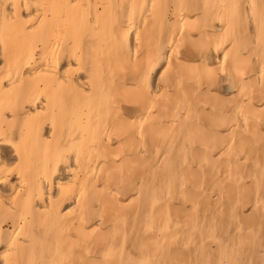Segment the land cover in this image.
Instances as JSON below:
<instances>
[{
  "label": "bare ground",
  "instance_id": "1",
  "mask_svg": "<svg viewBox=\"0 0 264 264\" xmlns=\"http://www.w3.org/2000/svg\"><path fill=\"white\" fill-rule=\"evenodd\" d=\"M0 46V143L13 151L12 158L3 159V153L0 158L1 264H151L154 258H180L175 246L183 241L182 231L160 240L151 232L170 217L177 222L183 211L154 210L151 198L146 200L153 211L151 234L137 244L138 259L104 252L96 257L92 249L101 248L102 235L91 234V225L96 217L111 222L116 241L124 242V221L142 202L135 185L146 175L142 151L168 149L182 136L184 146L169 154L166 174L176 175L180 164L186 168L168 201L182 187L190 207L188 229L199 228L202 209H211L208 191L197 189L207 179L218 196L212 204L217 214L225 199L232 201L238 232L231 244L217 240L216 252L204 254L206 228H199L200 261L264 264V0L0 2ZM64 56L68 68L61 72ZM213 61L227 82L226 89L217 86L218 100L209 98L221 78L211 69ZM164 62L162 90L154 94L150 82ZM168 88L175 98L166 102ZM221 131L229 138L220 139ZM213 149L225 154L221 180L207 178V171L220 167L196 159L197 152ZM207 162L209 170L201 167ZM11 176L17 185L10 197L1 185ZM101 181L116 191H99ZM133 196L139 199L127 206ZM72 202V212L63 215Z\"/></svg>",
  "mask_w": 264,
  "mask_h": 264
},
{
  "label": "rangeland",
  "instance_id": "2",
  "mask_svg": "<svg viewBox=\"0 0 264 264\" xmlns=\"http://www.w3.org/2000/svg\"><path fill=\"white\" fill-rule=\"evenodd\" d=\"M10 1L11 0H7V2L4 0L3 1L0 0L1 4H2V2L5 4L6 3L12 4L13 1H18V0H12L11 2ZM31 1L32 0H27L28 4L29 3L31 4ZM184 54H185V52H180V57H179L178 61L181 64L185 63V60H184L185 55ZM67 62L68 61L64 56L61 59V62L59 65V69L61 70V72H63L65 69L68 68ZM165 63L166 62L162 63V65L157 69L156 73L153 74L152 81L150 82V89L152 90V92L154 94L159 93L160 90H162V86H160L161 85L160 76H161V72L166 69ZM1 66H2V52H1V46H0V68H1ZM200 66H203V64ZM210 66H211V69L213 71L218 72V74L221 78L217 84L212 85L213 87L209 90L211 92V95L209 96V98H211L212 100H218V99H220L221 94L219 93V89H217V86L219 85L223 89L224 88L226 89L227 88V82L221 81L222 73L219 72L220 67H219L217 61H213ZM160 69H161V71H160ZM167 93H168V96L164 98V100L166 102H169V100L175 98V94H173L172 88H168ZM227 97L229 99L228 102L230 100L234 101V102H238L237 97H234V98L232 96H227ZM199 107L201 108L202 106L199 105ZM227 132L228 131H221L222 137L220 139L229 138V134H226ZM180 138H179V141H182V142L178 141L176 144L173 145V147H169L168 149H165V146H162V147L158 146L157 148L150 149L148 152H147V150L142 151V154L145 153L142 155V157L144 158V160H146V164L143 166L141 173L144 175L146 174V175L142 176V178H139L140 180H138L135 184L138 187V189L142 190L141 191L142 202L138 206V209L136 210L137 212L133 213L134 216L130 218L131 220L127 218L124 221L125 224L128 221V224H126V229H127L128 235H127V238L124 242L116 241V237L113 236L114 225L111 222H109V221L101 222V220L97 217L94 219L91 218L92 219L91 234H94L96 236L99 234L102 235V242L98 243V245H100L101 248L99 247L100 248L99 250H98V248L92 249V250H94V253H99L96 257H98L99 255H101L104 252L103 254L108 253V254H111L114 256L115 255L116 256L123 255V256L130 257V258L138 259V248L139 247L137 246V244L139 242L143 241L145 239L143 237L147 236V234L150 232L148 229V222L150 221V219H149L150 217L148 216V214H150V215L153 214V211L150 210L152 207L149 205L150 201H146L148 198H151L153 200L151 202V205H152V203H153V205H155L154 210L156 208H161V207H165V206L170 207L171 206V208L173 207L172 208L173 211H171V212H173L172 214H174V211H177V213H181L183 211L180 215L181 219L177 220V222H176L177 218H175L174 216L170 217L165 223L163 222V223L158 224V226H157L158 228L156 227L151 232L154 234V237L156 238V240H160V238H163L165 235L171 236V234L174 235L176 232L178 233L179 230H180L179 233L182 231L183 237L181 240H183V241H181V243H179L177 246H175L176 249L179 250L181 254L178 253V251L176 249L172 250V251H174V252L176 251V253L180 254L181 255L180 258H178V259L172 258L171 259V257L170 258L167 257L164 260V262L166 261L165 263L163 261H157L154 258L153 263H151V264H155V263L156 264H162V263L163 264H203L202 261H200V256H201V252H202L201 251V236L202 235L200 233H198V229L202 228L203 225H204L203 228H206L205 229L206 234L204 236V245L206 244V247H207V250L204 252V254H207L208 251L216 252V250L218 249L217 246L219 245V244L215 243L217 240L227 242V244H231L232 240L234 238L236 239V237H237L236 235L238 234V232H236L235 221L232 218L233 210H230V207L228 206L229 203L232 204V201L230 199H225L224 200L225 202L223 204L222 213L217 214L215 209H214V206H216V205H214V204H216L215 202L218 201L217 200L218 196L213 191L214 190L213 185L210 184V182L208 183L209 185L205 184L207 179L202 181L200 186H198L197 189L202 188V189H205L206 192L208 191L207 195L210 197L209 199L211 201L209 203V205L211 206L212 210L211 209H209L210 211L205 210L206 211L205 212L202 209V211H201L202 214H201L200 220L204 219L203 224H199L201 226L200 227L197 223L196 226H198L199 228H195L194 230H196V231H194L193 228L190 229L191 231H194L196 234L191 235L187 231V230H189L188 228H190L189 220L191 219V214H189V212H190V210H189L190 207L188 206L189 204L182 198V193H181L182 190L180 191V189H183V188L181 187L180 189L179 188L176 189V193L178 195V198L175 197L174 201H172V202L168 201L169 192L174 187L175 182L181 183V180L183 179L182 171L184 172L185 171L184 168H186L185 164H183V165L180 164V169L178 172H176V175H175V173L174 174L169 173V175L166 174L171 169L169 167L170 164L168 162L169 154L171 152L172 153H178L179 151H181V149L184 146V140H182V139H184L183 136H182L181 140H180ZM204 145L206 146L207 144H204ZM223 146H225V145H221V147H223ZM176 148H178V149H176ZM0 151H1L0 152V158L2 156V153L4 156V157L2 156L3 159H8V158L10 159L13 156V153H12L13 151L8 144L0 143ZM146 152H147V155H146ZM197 153L199 155L198 158H196L198 162H201L204 158H206L209 163L213 164L212 166L214 168H219V167L221 168V170L217 173H212L211 171H207L208 172V174H207L208 180H210L211 178H213L214 180L224 179L223 178L224 176L222 174H224V172H225L224 164H223L225 162V159H224L225 154L223 152H221V151L217 152V150L213 149V150H201L200 152H197ZM208 162L202 164L201 167L209 170L210 166H209ZM220 165H222V166H220ZM240 165H242V166L243 165H249V163L245 162L244 160H241ZM152 166L154 168H152ZM164 169H166L165 170L166 172L164 171ZM194 170L197 172H200L196 168H194ZM8 180H9V184L1 185L2 192L3 193L5 192L4 194L6 196H10L13 192L12 189H14L15 186L17 185L15 177L11 176ZM199 180H201L200 176H199ZM102 182H104V181H101L97 185L99 188V191H104V193L116 191L114 187L110 186L112 188H109V185L107 186V183L104 182V184H102ZM209 191H211V192H209ZM252 193H253V191H252ZM212 198H214V199H212ZM138 199L139 198L136 196L131 197L129 202H127V206L133 205ZM159 203L161 206L157 205ZM142 204H143V206H142ZM212 204L214 206H212ZM73 205H74L73 202L66 204L64 206V208L62 209V214L67 215L70 212H72L71 210L74 207ZM236 213H238V212H236ZM249 214H251V211L248 208L244 211V215H245V217H250ZM174 219H175V221H174ZM169 220H170V222H169ZM108 222H109V224H108ZM178 222H180L179 223L180 225L176 224ZM5 227H6L5 230L11 229V225H7ZM190 230H189V232H190ZM162 232H163V234H162ZM186 232H187L188 236H186V234H185ZM151 233H149V234H151ZM190 235H191V237H190ZM180 236H182V235H180ZM188 237H190L191 239ZM215 237H217V239H215L214 241H212V239H210V238L214 239ZM187 238H188L189 243L186 241ZM205 238H206V240H205ZM193 240H194V242H193ZM185 241L187 243V246L185 243H182ZM202 244H203V241H202ZM175 247H172V249ZM96 251H99V252H96ZM144 251L146 252V250H144ZM209 258H210V256H209ZM0 264H1V260H0Z\"/></svg>",
  "mask_w": 264,
  "mask_h": 264
}]
</instances>
